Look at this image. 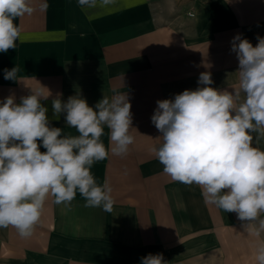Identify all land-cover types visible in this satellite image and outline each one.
Instances as JSON below:
<instances>
[{"label": "crops", "instance_id": "crops-1", "mask_svg": "<svg viewBox=\"0 0 264 264\" xmlns=\"http://www.w3.org/2000/svg\"><path fill=\"white\" fill-rule=\"evenodd\" d=\"M41 2L29 0L36 10L14 21L16 49L0 53V100L49 90L42 104L52 126L78 135L63 114L53 118L57 93L63 101L79 93L94 107L113 88L127 91L135 142L127 155L91 167L97 183L113 189L112 212L86 207L78 191L68 206L49 196L30 237L0 228V264H140L149 253L169 264H256L259 221L246 233L237 214L207 204L199 186L165 174L152 152L160 133L151 116L157 100L195 90L202 72L214 88L238 87L231 41L242 34L255 46L264 37V0H115L106 9L46 0L44 12ZM14 67L17 81L5 80L4 69ZM101 140L109 147L107 128ZM254 146L264 150V139Z\"/></svg>", "mask_w": 264, "mask_h": 264}, {"label": "clouds", "instance_id": "clouds-1", "mask_svg": "<svg viewBox=\"0 0 264 264\" xmlns=\"http://www.w3.org/2000/svg\"><path fill=\"white\" fill-rule=\"evenodd\" d=\"M115 0H78L82 9H106ZM46 0L39 11L47 10ZM29 0H0V53L16 49L21 36L17 18L32 15ZM252 43L237 34L231 51L238 60L239 85L212 87L210 72H202L195 90L185 89L173 99L157 100L151 123L160 133L152 148L163 172L173 181L197 185L207 204L234 212L246 233L259 221L264 230V37ZM17 67L4 69V79L17 81ZM124 86V83H123ZM45 88V87H42ZM94 107L78 93L52 99L53 118L64 115L66 126L78 135L52 126L42 104L52 96L31 89L16 102L15 94L0 100V228H15L22 238L33 234L49 196L68 206L77 191L86 207L112 212L115 200L107 180L97 183L91 167L109 155L125 156L134 144L129 93L112 89ZM108 129L109 147L101 137ZM43 147L46 151L42 152ZM264 264V241L255 251ZM140 264H169L162 253L141 257Z\"/></svg>", "mask_w": 264, "mask_h": 264}]
</instances>
